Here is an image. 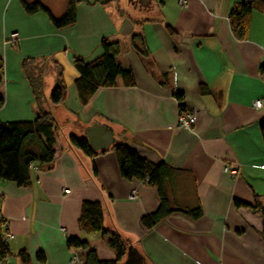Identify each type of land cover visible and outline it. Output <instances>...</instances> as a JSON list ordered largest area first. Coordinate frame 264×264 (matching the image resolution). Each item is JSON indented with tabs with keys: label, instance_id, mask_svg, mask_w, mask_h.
I'll return each mask as SVG.
<instances>
[{
	"label": "crops",
	"instance_id": "crops-1",
	"mask_svg": "<svg viewBox=\"0 0 264 264\" xmlns=\"http://www.w3.org/2000/svg\"><path fill=\"white\" fill-rule=\"evenodd\" d=\"M26 1H39L59 17L70 0ZM243 1L252 0H186V6L179 0H79L76 22L57 29L46 13L27 14L19 0H0V120L36 119L22 69L26 58L56 61L68 88L61 119L53 110L58 105L46 103L57 121L52 167H32L29 187L0 179L1 216L13 235L5 264H75L73 257L82 260L83 251L68 247L71 237L86 240L100 259H113L100 232L80 230L84 201L100 202L104 227L153 264H264V218L254 208L264 206V106L254 105L264 102V12L254 11L247 37L237 39L229 13ZM104 38L119 43L116 60L131 67L135 83L127 86L119 78L117 86L97 89L82 105L74 59L100 57ZM55 75L51 68L45 76L47 98ZM175 92L182 93L185 109L195 111L189 129L178 126ZM70 136L85 138L97 154L72 146ZM116 144L176 169L165 184L176 212L151 230L141 218L158 209L157 189L121 176L111 150ZM228 166H237L236 176ZM234 200L250 207L237 208ZM198 207V219L182 213ZM22 250L29 263L19 257Z\"/></svg>",
	"mask_w": 264,
	"mask_h": 264
},
{
	"label": "trees",
	"instance_id": "trees-1",
	"mask_svg": "<svg viewBox=\"0 0 264 264\" xmlns=\"http://www.w3.org/2000/svg\"><path fill=\"white\" fill-rule=\"evenodd\" d=\"M19 1L27 14L39 11L46 13L57 29L72 26L76 22V5L79 0H70L66 11L59 17L54 16L39 1ZM254 11L264 12V6L260 0L235 3L231 8L229 22L237 39L247 37L250 18ZM166 27L171 34L175 33L173 28L168 25ZM137 38L138 35L133 36V43ZM101 48L102 55L90 62L81 58L74 59L75 68L79 73V77L75 80V87L78 100L82 105L88 103L97 89L117 86L119 78L127 86H132L135 83L131 67H123L116 60L120 50L119 43L104 38L101 41ZM51 68L56 69L55 84L47 98L44 93L45 76ZM22 69L32 88L36 119L21 122H2L0 120V179L14 182L19 187H29L32 184V167L39 170L50 169L55 157L57 121L52 112L47 110L46 103L49 101L54 105L64 104L68 97V88L62 68L51 58H26L22 62ZM3 72L4 60L0 55V85L3 82ZM261 73L264 76V67L261 68ZM175 96L179 101V110L184 111L182 93L175 92ZM260 131L264 141V120L260 123ZM69 143L83 150L89 156L97 154L92 151L85 138L70 136ZM111 150L117 158L122 177L128 180H141L157 189L160 205L156 211L141 218V224L145 229L151 230L176 212L170 206L165 188L166 181L176 171L175 168L164 163L154 164L141 158L136 150L126 144H116L111 147ZM234 205L237 208L250 207L249 204L240 200H234ZM254 208L260 210L264 218V206L257 203ZM182 213L193 219H198L202 215V210L198 207L191 211H182ZM4 222L6 220L1 216L0 198V262L3 264L11 256L8 242L5 241V229L2 226ZM78 225L81 231L87 233L100 232L101 236L106 238L108 247L114 252L113 259L102 260L96 249L86 240L78 237L68 238L69 248L83 251L81 264L124 263L129 244L119 233L109 231L104 227V209L100 202L84 201L82 203ZM259 235L264 240V225L259 231ZM18 255L24 263H29V255L24 250L20 251ZM37 259L41 263L45 261L42 253L37 255ZM143 264L153 263L145 260L144 257Z\"/></svg>",
	"mask_w": 264,
	"mask_h": 264
},
{
	"label": "built area",
	"instance_id": "built-area-1",
	"mask_svg": "<svg viewBox=\"0 0 264 264\" xmlns=\"http://www.w3.org/2000/svg\"><path fill=\"white\" fill-rule=\"evenodd\" d=\"M179 4L186 6L187 2H186V0H179ZM10 41L13 43L16 42V38L14 36H11ZM254 105L256 108H262L264 106V102H263V100H257ZM194 123H195V111L187 110V109H185L184 111L179 110L178 126L180 128L189 129L193 126ZM262 169H264V164L262 165ZM226 170L231 176H236L238 173L237 166H228V167H226ZM68 191L69 190H65V192H68ZM131 196L133 198L137 197V191L134 190L132 192ZM2 226L5 229V235H4L5 241L8 242L10 239L13 238V235L11 233L7 232V230H6L7 229V222H4ZM72 261L75 264H81L82 263V260L77 256L73 257ZM0 264H3V263L0 262Z\"/></svg>",
	"mask_w": 264,
	"mask_h": 264
},
{
	"label": "water",
	"instance_id": "water-1",
	"mask_svg": "<svg viewBox=\"0 0 264 264\" xmlns=\"http://www.w3.org/2000/svg\"><path fill=\"white\" fill-rule=\"evenodd\" d=\"M143 261L144 258L136 250L129 247L123 264H143Z\"/></svg>",
	"mask_w": 264,
	"mask_h": 264
},
{
	"label": "rangeland",
	"instance_id": "rangeland-1",
	"mask_svg": "<svg viewBox=\"0 0 264 264\" xmlns=\"http://www.w3.org/2000/svg\"><path fill=\"white\" fill-rule=\"evenodd\" d=\"M49 80H50L49 78L46 79V84H47V85L50 84V81H49ZM54 80H55V77L53 78V82H52V84H50L51 86L49 85L51 88H50V91H49L48 95L50 94V92L52 91V89H53V87H54V84H55ZM47 87H48V86H47ZM49 105L52 106L53 104L50 103ZM53 106H55V105H53ZM53 108H54L53 110H55L54 112L56 113V114H55L56 118L61 119V116H62V114H63V110H65V106H64L63 104H61V105L55 106V107H53ZM55 108H58V110H56ZM62 128H63V126H62Z\"/></svg>",
	"mask_w": 264,
	"mask_h": 264
}]
</instances>
